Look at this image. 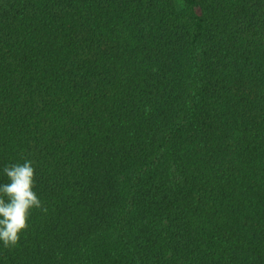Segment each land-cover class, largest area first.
<instances>
[{
  "label": "trees",
  "instance_id": "16d2710c",
  "mask_svg": "<svg viewBox=\"0 0 264 264\" xmlns=\"http://www.w3.org/2000/svg\"><path fill=\"white\" fill-rule=\"evenodd\" d=\"M0 264H264V0H0Z\"/></svg>",
  "mask_w": 264,
  "mask_h": 264
},
{
  "label": "clouds",
  "instance_id": "9594fccd",
  "mask_svg": "<svg viewBox=\"0 0 264 264\" xmlns=\"http://www.w3.org/2000/svg\"><path fill=\"white\" fill-rule=\"evenodd\" d=\"M8 182L0 184V242L15 247L29 228L32 212L47 213V208L34 191L36 178L33 162L11 164L3 169Z\"/></svg>",
  "mask_w": 264,
  "mask_h": 264
}]
</instances>
